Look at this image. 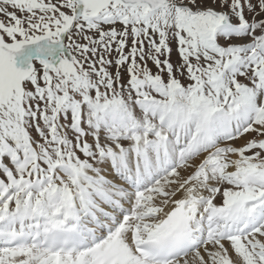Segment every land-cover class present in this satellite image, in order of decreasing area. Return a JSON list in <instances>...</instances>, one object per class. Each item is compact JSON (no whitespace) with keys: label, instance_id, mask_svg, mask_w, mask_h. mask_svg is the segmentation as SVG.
Segmentation results:
<instances>
[{"label":"snow or ice","instance_id":"snow-or-ice-1","mask_svg":"<svg viewBox=\"0 0 264 264\" xmlns=\"http://www.w3.org/2000/svg\"><path fill=\"white\" fill-rule=\"evenodd\" d=\"M0 264H264V0H0Z\"/></svg>","mask_w":264,"mask_h":264}]
</instances>
